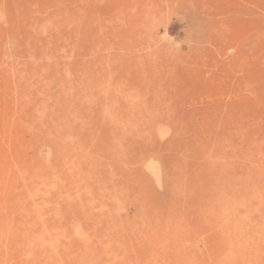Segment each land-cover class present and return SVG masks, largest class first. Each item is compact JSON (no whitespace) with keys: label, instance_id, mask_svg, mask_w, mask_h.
Here are the masks:
<instances>
[{"label":"rangeland","instance_id":"374dc122","mask_svg":"<svg viewBox=\"0 0 264 264\" xmlns=\"http://www.w3.org/2000/svg\"><path fill=\"white\" fill-rule=\"evenodd\" d=\"M0 264H264V0H0Z\"/></svg>","mask_w":264,"mask_h":264}]
</instances>
